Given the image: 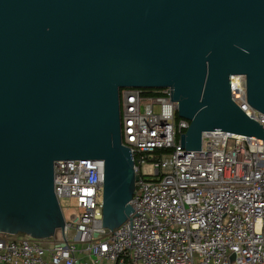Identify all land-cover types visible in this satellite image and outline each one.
<instances>
[{"label":"water","instance_id":"1","mask_svg":"<svg viewBox=\"0 0 264 264\" xmlns=\"http://www.w3.org/2000/svg\"><path fill=\"white\" fill-rule=\"evenodd\" d=\"M234 74L264 114V0H0V232L62 229L58 160H103L102 226L131 217L122 88L168 87L186 150L206 131L264 142L231 98Z\"/></svg>","mask_w":264,"mask_h":264},{"label":"built area","instance_id":"2","mask_svg":"<svg viewBox=\"0 0 264 264\" xmlns=\"http://www.w3.org/2000/svg\"><path fill=\"white\" fill-rule=\"evenodd\" d=\"M245 89L244 74L231 75L232 100L264 126ZM145 90L119 92L121 141L138 174L131 217L102 226L103 160H58L60 239L0 232V264H75L78 252L91 264H264L263 140L206 131L200 150H186L179 137L189 121L176 119L170 89ZM159 149L170 151L154 157Z\"/></svg>","mask_w":264,"mask_h":264},{"label":"crops","instance_id":"3","mask_svg":"<svg viewBox=\"0 0 264 264\" xmlns=\"http://www.w3.org/2000/svg\"><path fill=\"white\" fill-rule=\"evenodd\" d=\"M57 232H60V230L57 229L54 232L55 239H60L61 234L59 233L60 234L59 235ZM76 254H77L76 255L77 256V260H76L75 264H91V262H90V259L92 258L91 256L83 254L81 252H78ZM100 264H107V262L106 261H102Z\"/></svg>","mask_w":264,"mask_h":264},{"label":"rangeland","instance_id":"4","mask_svg":"<svg viewBox=\"0 0 264 264\" xmlns=\"http://www.w3.org/2000/svg\"><path fill=\"white\" fill-rule=\"evenodd\" d=\"M73 202H74L73 199L66 200V201L61 200V206H63V207H71L74 204ZM71 212H73L72 208L66 209L65 213H64V217H68ZM57 233L59 234L60 232H57ZM16 234H22V233L21 232H17Z\"/></svg>","mask_w":264,"mask_h":264},{"label":"trees","instance_id":"5","mask_svg":"<svg viewBox=\"0 0 264 264\" xmlns=\"http://www.w3.org/2000/svg\"><path fill=\"white\" fill-rule=\"evenodd\" d=\"M145 91H147V92H149V93H152V92H154V90L153 89H148V90H145ZM179 117H178V115L176 114V119H178ZM170 151V149H159V150H156L155 151V156L154 157H158L159 155H160V153H166V152H169Z\"/></svg>","mask_w":264,"mask_h":264}]
</instances>
